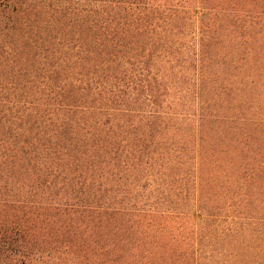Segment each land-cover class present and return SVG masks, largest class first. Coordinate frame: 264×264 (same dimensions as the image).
Masks as SVG:
<instances>
[{
    "label": "rangeland",
    "instance_id": "1",
    "mask_svg": "<svg viewBox=\"0 0 264 264\" xmlns=\"http://www.w3.org/2000/svg\"><path fill=\"white\" fill-rule=\"evenodd\" d=\"M150 1L177 12L189 57L200 49L204 79L211 81L203 89V109L213 123L202 124L201 156L188 153L181 183H188L189 201L180 189L166 190L164 204L147 201L169 210L153 221L145 216L153 228L140 227L149 234L142 237L152 245L149 255L156 264H264V0ZM109 2L0 0V160L15 144L30 164L19 169L24 187L11 186L1 174L0 240L13 234L14 242L9 251L0 246V264H86L83 256L91 255L73 239L76 225L62 211L71 200L68 34L76 14L118 11L106 7ZM8 18L18 21L13 31ZM6 32L15 40L28 32V50L10 52ZM184 103L188 117L197 102ZM189 124L190 147L195 130ZM212 149L219 162L209 176ZM34 173L40 184L30 187ZM151 187L131 186L130 195L147 200ZM78 237L86 243V234ZM121 250L130 255L126 246Z\"/></svg>",
    "mask_w": 264,
    "mask_h": 264
},
{
    "label": "trees",
    "instance_id": "2",
    "mask_svg": "<svg viewBox=\"0 0 264 264\" xmlns=\"http://www.w3.org/2000/svg\"><path fill=\"white\" fill-rule=\"evenodd\" d=\"M151 4L150 0H111L106 7L122 8L124 13H79L72 18L68 34L71 200L62 211L76 225L73 239L81 242V249H90L91 255L83 256L86 264H156L149 255L153 254L149 238H142L149 234L140 227L148 224L146 228H153L145 216L150 215L153 221L169 210L162 211L154 203L147 205V201L154 197L164 204L165 191L178 189L181 198L185 196L183 201H189L188 183H181L187 178L188 153L195 150L201 156L202 124L213 123L212 114L203 109L208 101L203 89L211 81L204 79L200 49L189 57L183 31L176 23L180 18L177 12L172 13L173 7L161 10ZM8 21L13 31L18 21ZM8 33L5 39L10 40L4 45L10 52L28 50V32L17 40L15 33ZM34 42L37 46L38 39ZM187 98L190 103L197 102L188 117L184 110ZM189 121L195 130V143L190 147ZM16 150L12 144L5 156L2 153L0 179L5 174L11 186L24 187L19 169L30 164ZM214 153L208 162L209 176L219 162ZM28 180L30 187L40 184L35 173ZM131 186L134 190L153 187L145 200L133 196ZM81 232L86 234V243L78 237ZM12 235L0 240L5 251L12 247ZM121 246H126L130 255L120 251Z\"/></svg>",
    "mask_w": 264,
    "mask_h": 264
}]
</instances>
